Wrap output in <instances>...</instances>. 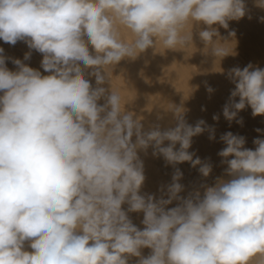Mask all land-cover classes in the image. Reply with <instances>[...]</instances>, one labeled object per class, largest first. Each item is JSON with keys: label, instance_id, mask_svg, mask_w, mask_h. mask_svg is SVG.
Masks as SVG:
<instances>
[{"label": "clouds", "instance_id": "obj_1", "mask_svg": "<svg viewBox=\"0 0 264 264\" xmlns=\"http://www.w3.org/2000/svg\"><path fill=\"white\" fill-rule=\"evenodd\" d=\"M245 15L244 0H0V39L24 41L52 73L20 59L11 71L0 48V264H250L255 256L264 264V139L251 150L243 136L223 134L218 155L231 179L185 199L176 168L168 198L156 200L140 194L138 151L151 147L167 164L190 162L207 177L212 166L188 151L205 121L192 126L183 106L169 104L175 126L145 131L119 91L103 87L125 58L192 46L194 25L207 26L198 33L206 53L232 54L214 25L227 29ZM228 77L235 88L224 117L231 122L246 106L264 115V69L250 63ZM173 200L180 204L165 210ZM130 212L144 213L143 230Z\"/></svg>", "mask_w": 264, "mask_h": 264}, {"label": "bare ground", "instance_id": "obj_2", "mask_svg": "<svg viewBox=\"0 0 264 264\" xmlns=\"http://www.w3.org/2000/svg\"><path fill=\"white\" fill-rule=\"evenodd\" d=\"M246 15L239 20L228 22V28L214 25L217 28L222 42L227 41V47L233 53L220 60L212 56L210 51L205 52V44L199 38V31L206 25L193 26L192 46L181 49H163L157 45L139 54L136 59L125 58L112 67L110 81L103 85L106 89L112 86L118 90L125 104V110L140 119L144 130L159 124L161 129L175 126L174 115L168 110L169 104L183 106L186 109L187 123L195 126L199 120L205 121V131L192 138L189 152L194 153L193 159L199 157L202 162L209 163L212 171L205 177L199 172V166L193 167L190 162L179 163L175 166L167 164L163 156H154L153 149L148 148L147 153L138 151L144 164L145 181L141 187V195H152L159 200L162 196L168 198L167 188L172 183V176L176 168L182 173L179 183L183 190L178 194L188 198L190 194L199 192L203 197L207 187H214L218 179L229 180L225 169L227 164L222 163L218 153L226 147L220 137L228 132L245 138V148L255 150L253 141L264 139V115L253 116L250 106L241 110L231 122L223 115V108L228 103L235 85L228 77L232 68L243 69L250 63L255 67L264 69V7L258 6V0H244ZM234 32L235 35H230ZM215 39V38H214ZM0 48L4 49L6 67L16 71L17 66L13 59H20L25 65L38 70L41 75H50L41 62L43 54L29 49L24 41L15 45L5 43L0 39ZM90 51L91 45H89ZM31 52L30 59L24 60L26 53ZM89 82L96 86L95 77L89 76ZM213 91L209 93L207 87ZM0 95H3L0 92ZM239 97L236 98V102ZM99 104H103L101 99ZM218 116V120L213 117ZM242 118V124L237 120ZM256 129H261L257 132ZM213 138L210 139L209 137ZM135 142V137L132 138ZM168 142H165L167 146ZM179 145H177V148ZM234 157H228L232 159ZM179 200H173L165 210L177 207ZM128 205H122L127 211ZM132 223L140 230L144 229L143 212L128 213ZM30 242L26 241L24 250L33 251ZM143 257L151 254V249H141ZM258 256L251 259L250 264H258ZM138 257H130L129 264H137Z\"/></svg>", "mask_w": 264, "mask_h": 264}]
</instances>
